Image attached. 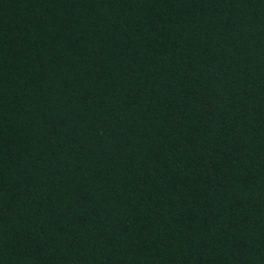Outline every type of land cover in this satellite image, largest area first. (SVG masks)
I'll use <instances>...</instances> for the list:
<instances>
[{"label": "trees", "instance_id": "trees-1", "mask_svg": "<svg viewBox=\"0 0 264 264\" xmlns=\"http://www.w3.org/2000/svg\"><path fill=\"white\" fill-rule=\"evenodd\" d=\"M0 264H264V0H0Z\"/></svg>", "mask_w": 264, "mask_h": 264}]
</instances>
